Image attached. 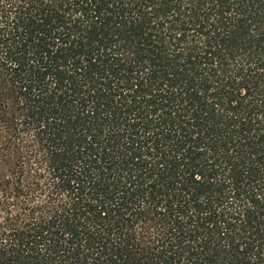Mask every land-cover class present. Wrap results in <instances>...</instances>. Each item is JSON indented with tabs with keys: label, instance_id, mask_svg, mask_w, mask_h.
Instances as JSON below:
<instances>
[{
	"label": "trees",
	"instance_id": "obj_1",
	"mask_svg": "<svg viewBox=\"0 0 264 264\" xmlns=\"http://www.w3.org/2000/svg\"><path fill=\"white\" fill-rule=\"evenodd\" d=\"M0 264H264V0H0Z\"/></svg>",
	"mask_w": 264,
	"mask_h": 264
}]
</instances>
